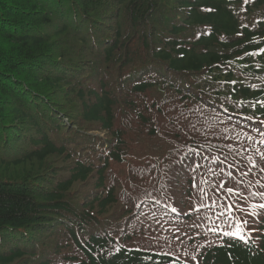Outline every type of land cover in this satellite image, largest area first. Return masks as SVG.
<instances>
[{
	"label": "trees",
	"instance_id": "trees-1",
	"mask_svg": "<svg viewBox=\"0 0 264 264\" xmlns=\"http://www.w3.org/2000/svg\"><path fill=\"white\" fill-rule=\"evenodd\" d=\"M260 205L264 0H0V264H264Z\"/></svg>",
	"mask_w": 264,
	"mask_h": 264
},
{
	"label": "snow or ice",
	"instance_id": "snow-or-ice-1",
	"mask_svg": "<svg viewBox=\"0 0 264 264\" xmlns=\"http://www.w3.org/2000/svg\"><path fill=\"white\" fill-rule=\"evenodd\" d=\"M228 191L231 192L232 189H228ZM259 207H260V209L264 210V205H260ZM173 211H175V209H173ZM260 214H264V213H257V212L251 213L252 216H258ZM247 223H248L247 220H243V221H241L240 226H238V228L235 232H231V233L225 232L224 234L225 235L239 236L241 239H243V236H242L243 226Z\"/></svg>",
	"mask_w": 264,
	"mask_h": 264
},
{
	"label": "bare ground",
	"instance_id": "bare-ground-1",
	"mask_svg": "<svg viewBox=\"0 0 264 264\" xmlns=\"http://www.w3.org/2000/svg\"><path fill=\"white\" fill-rule=\"evenodd\" d=\"M16 233V232H15ZM12 236V235H11ZM18 236V235H17Z\"/></svg>",
	"mask_w": 264,
	"mask_h": 264
}]
</instances>
